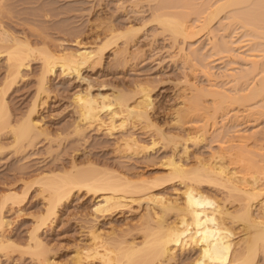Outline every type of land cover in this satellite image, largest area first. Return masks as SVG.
<instances>
[{
  "label": "rangeland",
  "instance_id": "374dc122",
  "mask_svg": "<svg viewBox=\"0 0 264 264\" xmlns=\"http://www.w3.org/2000/svg\"><path fill=\"white\" fill-rule=\"evenodd\" d=\"M155 4L153 0L1 1L3 8L0 24L6 31L17 38L29 40L32 45L44 43L53 51L89 50L103 44L106 35L104 37L99 25L101 22L119 33L129 26L137 30L127 42L123 38L108 42L101 63L92 68H84L79 79L75 76H60L56 69L44 92L37 91L39 61H31L28 68L22 71V78L17 80L5 97L10 119L12 124L20 120L38 93V105L33 117L42 133L32 143L22 142L16 149L10 147V135L1 136V143L5 148L0 151V197L10 191L21 194L26 184L30 185L37 178L51 172L68 171L72 165L79 169L91 165L100 172H110L131 180L137 176L149 180L163 179L168 170L164 164L169 158L186 166L209 159L210 153L218 150V140L221 142L223 137L224 140L234 137L235 129L245 133L259 132L257 142L264 145V117L256 114L245 117L246 113L242 112L241 107L237 112L238 108L232 106L227 109L229 115L233 116L237 112L239 117L236 122L232 118V121L225 122L222 126L219 116L224 108L214 111L215 107L209 96L202 98L199 112L205 113L203 120L205 116L216 117L218 124L210 128L206 126L203 136L195 134L201 122L203 124L202 114L187 109L190 103H186L184 98L189 90L184 81L189 80L198 88H206L209 84L200 70L204 69L207 61H213L207 66L215 76L229 68L230 62L224 58L223 53L204 60L201 55L209 54L205 36L183 41L181 38L174 39L169 32L163 31L152 20L153 10L157 8ZM164 11L183 14L185 10L173 8ZM223 14L224 12L220 13L209 25V30L218 41L220 37H224L226 21ZM193 17L194 15H189L186 20H193ZM239 31L238 28L237 32ZM76 43L80 44L77 46ZM117 48L121 49V53L114 58L113 52ZM178 48H182L184 53L197 49L195 54L198 61H190L191 58L184 60ZM233 66L237 68L243 65L239 61ZM5 70V61L1 58L0 87ZM221 81L216 79L217 84ZM139 87L149 91L152 108L149 110L150 118L164 134L180 142L189 135H199L202 141L194 145L186 142V151H182L180 146L172 150L168 143L159 140L155 141L153 147L151 141L156 138L155 132L141 130L142 124L128 126L124 131L114 129L105 133L103 129L97 130L95 122L88 128L80 126L79 136L73 133L78 120L71 102L77 94L89 88L94 96L112 98L119 92L127 96L137 93ZM181 108L186 110L182 114ZM178 115L181 123L176 120ZM103 117L104 115V121ZM221 131L222 137H218L217 134ZM123 138H133L136 141V154L119 152L120 148L117 146L123 145ZM30 187L21 206H7L4 211L7 225L0 234L3 237L0 236V241H11L15 248L0 249V264H75L83 249L90 246L91 233L97 236L98 241L106 244L121 239L134 244L140 241L141 224L147 212L145 203L126 200L123 202L125 207L99 215L93 210L100 198H94L81 190L73 193L67 202L59 206L54 219L39 232L44 255L38 258L32 250L27 249L28 234L35 219L45 210V199L40 194L38 185ZM150 192L156 199L171 201L178 199L182 187L174 181H161ZM206 193L211 196L216 194L218 200L221 199L220 193L211 188ZM227 208L230 209L228 205ZM172 220L171 215L168 221ZM233 234L237 242L240 238L239 230L234 229ZM198 258L199 251L196 247H185L183 250L176 249L173 258L164 264H194Z\"/></svg>",
  "mask_w": 264,
  "mask_h": 264
},
{
  "label": "bare ground",
  "instance_id": "6f19581e",
  "mask_svg": "<svg viewBox=\"0 0 264 264\" xmlns=\"http://www.w3.org/2000/svg\"><path fill=\"white\" fill-rule=\"evenodd\" d=\"M153 1L157 8L153 10L152 20L163 31L183 41L205 36L209 54L201 55L204 60L223 53L224 58L231 63L228 64L229 68L215 76L207 66L213 61H207L204 69L200 70L209 84L206 88H198L189 80L184 81L189 90L184 98L186 103H190L187 109L198 113L202 98L209 96L214 111L224 108L219 116L222 126L232 121V118L236 122L239 117L236 113L240 107L246 113L245 117L251 114L264 117V0ZM2 8L0 5V14ZM173 8L185 11L183 14L164 11ZM222 12L226 24L224 37L218 41L209 30V25ZM189 15H194L193 20H186ZM103 24L101 22L99 25L104 37L106 35V41L95 48L77 51H53L44 43L32 45L24 37L21 39L13 36L0 24V59H4L6 66L0 87V138L10 135V147L19 148L25 141L32 143L42 133L33 117L38 105V93L20 120L12 124L10 119L5 97L20 79L22 71L28 68L31 61H39V93L47 90L48 81L56 69L60 76H75L79 79L84 68H92L101 63L108 42L118 38L127 42L137 30L129 26L119 33ZM178 49L184 60L191 58L190 61H198L195 54L197 49H191L189 53H184L182 48ZM120 53V48L114 50V58L119 57ZM239 61L243 66L234 67L233 64ZM216 79L224 80L217 84ZM71 103L78 120L73 133L78 136L81 127H91L95 122L97 130L103 129L105 133L114 129L124 131L128 126L142 124L141 130L155 132L156 138L151 141L153 147L155 141L159 140L168 143L172 150L180 146L182 151H186V142L199 144L202 141L199 135L204 133L206 126L210 128L218 124L216 117L205 116L203 120L205 113L199 112L203 124L201 122L195 134H200L198 137L189 135L180 142L164 134L152 122L149 115L152 109L149 91L144 87H139L137 93L129 96L119 92L112 98L94 96L88 88L77 94ZM232 106L238 110L230 116L227 109ZM182 109L181 114L186 111ZM176 120L181 123L179 115ZM221 133L217 134L218 137H222ZM233 133L234 137L228 140H224V137L221 142L218 140V150L211 152L209 159L186 166L169 158L164 164L168 170L163 179L149 180L137 176L131 180L110 172H100L91 165L83 169L72 165L68 171L45 174L30 185L26 184L21 194L10 191L0 197V234L7 225L4 216L6 207L21 206L30 192V186L38 185L45 199V210L35 219L29 231L27 249L32 250L36 257H43L44 247L39 232L54 219L59 206L67 202L73 193L84 190L94 198H100L93 210L95 214L102 215L112 209L125 207L123 202L126 200L145 203L147 212L143 217L141 237L137 244L123 239L106 244L98 241L97 236L91 233L90 246L83 249L75 264H88V261L89 264H164L173 258L176 249L183 250L185 247L198 249L199 258L194 264H264V145L257 142L259 132L245 133L235 129ZM262 138L264 142V131ZM121 141L123 145L117 146L120 153H137V143L133 138H123ZM4 148L0 139V151ZM161 181H174L181 185L182 192L178 199L170 201L154 197L150 190ZM204 186L219 192L221 199L218 200L216 194H207L208 189ZM171 215L173 220L169 222L168 217ZM234 229H238L240 234L237 242L233 238ZM2 248H15V244L1 240Z\"/></svg>",
  "mask_w": 264,
  "mask_h": 264
}]
</instances>
